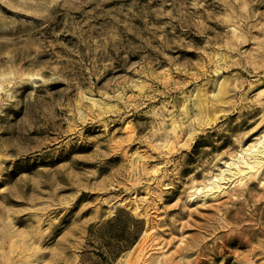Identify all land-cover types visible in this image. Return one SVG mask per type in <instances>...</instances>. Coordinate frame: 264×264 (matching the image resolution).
Wrapping results in <instances>:
<instances>
[{
    "label": "rangeland",
    "instance_id": "obj_1",
    "mask_svg": "<svg viewBox=\"0 0 264 264\" xmlns=\"http://www.w3.org/2000/svg\"><path fill=\"white\" fill-rule=\"evenodd\" d=\"M262 146L264 0H0V264H264Z\"/></svg>",
    "mask_w": 264,
    "mask_h": 264
},
{
    "label": "trees",
    "instance_id": "obj_2",
    "mask_svg": "<svg viewBox=\"0 0 264 264\" xmlns=\"http://www.w3.org/2000/svg\"><path fill=\"white\" fill-rule=\"evenodd\" d=\"M143 229V221L124 210H119L101 224L91 225L89 235L100 242V247L94 252L97 264H114L137 243Z\"/></svg>",
    "mask_w": 264,
    "mask_h": 264
},
{
    "label": "bare ground",
    "instance_id": "obj_3",
    "mask_svg": "<svg viewBox=\"0 0 264 264\" xmlns=\"http://www.w3.org/2000/svg\"><path fill=\"white\" fill-rule=\"evenodd\" d=\"M259 151V150H258ZM261 154H264V146H262V149H261ZM255 155V154H254ZM235 174H237V173H235ZM238 175H239V173H238Z\"/></svg>",
    "mask_w": 264,
    "mask_h": 264
}]
</instances>
